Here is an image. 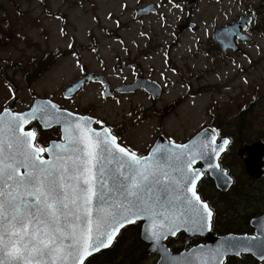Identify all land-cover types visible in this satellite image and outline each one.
<instances>
[{"label": "rangeland", "instance_id": "374dc122", "mask_svg": "<svg viewBox=\"0 0 264 264\" xmlns=\"http://www.w3.org/2000/svg\"><path fill=\"white\" fill-rule=\"evenodd\" d=\"M14 1L19 18L35 34L44 33L49 44L48 79L45 74L37 86L49 87L48 94L62 107L78 104L80 110L103 115L117 128H124L122 134L132 150L144 154L161 132L171 141L185 143L208 123L233 135L235 150L242 148V141L247 144V139H264V0H197L193 9L191 0ZM151 4L148 14L136 15L138 8ZM248 13L253 15L248 29L252 42H241L243 51L223 56L214 42V31ZM189 22L197 27L179 29ZM80 64L86 68L82 70ZM87 70L109 71L112 77L107 73L109 78L105 77L112 87L144 73L166 89L153 104L149 100L154 99L142 91L131 98L105 99V89L91 83L78 99L70 101L63 88ZM139 101L158 110V115L147 120L149 114L138 117L134 113L133 122L120 112L121 107L136 106ZM172 102L177 105L165 111ZM121 121L124 125L120 126ZM56 138H61L59 128L42 131L41 141ZM128 230L122 232L126 237L131 235ZM120 254L126 256L127 251ZM139 264L154 263L143 259Z\"/></svg>", "mask_w": 264, "mask_h": 264}, {"label": "snow or ice", "instance_id": "6c2138e0", "mask_svg": "<svg viewBox=\"0 0 264 264\" xmlns=\"http://www.w3.org/2000/svg\"><path fill=\"white\" fill-rule=\"evenodd\" d=\"M44 117L51 118L46 108L0 113V264H85L110 247L121 228L145 216L152 220L150 238L156 242L181 228L211 227L213 212L197 193L205 173L194 165L218 158L228 139L217 145L213 130L198 144L173 142L138 156L109 128L97 130L89 126L91 118L77 117L65 121L63 143L55 145L60 151L45 159L52 149L37 146L36 132L25 131L30 120ZM253 248H264V241L230 243L224 251L213 250L209 260L223 264L219 258L232 249L239 255Z\"/></svg>", "mask_w": 264, "mask_h": 264}, {"label": "flooded vegetation", "instance_id": "af4514ba", "mask_svg": "<svg viewBox=\"0 0 264 264\" xmlns=\"http://www.w3.org/2000/svg\"><path fill=\"white\" fill-rule=\"evenodd\" d=\"M18 12V6L14 0H0V113H3L5 108L12 113H26L33 107L37 100H52L55 103L57 102L50 96V94H48L49 87L44 85L37 86L38 81L49 71V67L51 65V55L48 56V52L46 51V48L49 47V44L46 42V36L44 33L42 35L35 34L29 24H27L24 19L19 18L17 15ZM252 16L253 15L251 14L248 15V19H250H247L245 29L252 23ZM248 29L249 27L245 30V32L249 34ZM252 36L253 35L246 34L245 38H240L236 34L234 44L230 46L225 53L221 50L220 46L215 41L214 42L220 53L223 56L229 57L232 53L243 51V47H241L240 43H251L253 40ZM235 46L237 48H235ZM97 57L101 58L100 56ZM80 66L82 70L86 68V66H83L82 64H80ZM119 66H121V64ZM20 72L24 73L21 77ZM90 72L94 71H83L81 76L74 81L81 80ZM106 73L112 77L109 71L96 73L101 75L100 79L87 80L73 96L66 98H70V101H74L78 99V96L85 91L89 84L99 83L104 89L107 85L110 87L107 95L105 92L103 93L105 99H115L117 96L131 98L136 91H142L149 98L154 99L148 100L155 104L159 101V97L163 95L166 89V87L158 81L161 85V89L156 93L143 86H140L133 91H125L120 88L125 84L134 82L138 77H145L149 79L154 78L149 77L144 73L139 75L136 73L134 80L112 87V82H109L105 77L106 75L109 78ZM47 74L44 79H48ZM35 76L38 78L32 79ZM69 85H66L63 89L67 88ZM176 102H178V105L180 104L179 100H176ZM20 106L23 108H19ZM59 106L61 110H67L74 114L90 117L93 128L97 130L101 129V127L109 128L112 135L117 137L118 143L121 144V146L132 150L133 146H129L130 143L128 142L126 136L124 138L122 134L124 132V128H117L114 123L108 122L106 118H102L103 115L98 113L95 114L93 111H82L80 110V106L78 104L76 108H71L67 106L66 103H64V107L60 104ZM149 107L150 109L147 112L145 109ZM167 108L168 107L165 108V111H167ZM120 112H122L123 116L130 118L133 122L135 121L136 116L144 117L146 113L150 115V118L147 120H150L158 115V110L146 104L145 101L137 102L136 106L121 107ZM134 113H136V116H134ZM147 120H143L141 122ZM97 121L102 122V124L97 123ZM122 124L124 125L123 122L118 123L120 126ZM208 125L217 131L218 141L222 138H227L230 141L227 146V150L219 156L217 162L220 165L219 170L224 172L226 177L229 178L230 176L232 178H229L232 180L231 186L227 190H223L218 187L217 180L215 178L216 175L208 170L204 171L205 174L197 183L198 195L201 200L206 202L213 211L211 232L217 237L228 234L254 235L256 229L253 225V221L255 218L264 214V195L260 194L262 187H264V180L261 181V186L259 184L260 180L264 179V177L256 178L248 173L245 164L240 157L239 149L235 150L236 139L233 135L224 133L223 130L216 125L211 123H208ZM55 127L60 129L61 138L49 139L46 142L41 141L42 131L45 132ZM28 130L36 132L37 135L35 143L37 146L47 148L52 141L63 142L62 128L60 126L49 128L42 125L40 121L32 119L30 120V123L25 125V131ZM155 130L156 128L154 131ZM159 135H162V132ZM129 138L132 142H134L135 138L133 136L129 135ZM242 146L243 141L242 144H239V148ZM149 151L150 150H146L144 154H141L139 151L135 152L139 156H143L148 154ZM43 156L47 159V152L44 153ZM194 167L202 168L203 165L201 162H197ZM234 202L237 204V210L235 213H232L231 204H234ZM219 218L221 219L220 222L218 221ZM227 222L233 225V227L225 226V223ZM137 224H139L140 227H136V229L139 230V234H141L142 223ZM165 244L174 255H178L183 252H188L199 245H208L209 239L203 235H192L189 238L188 233L185 230H181L176 233L175 236L168 237L165 240ZM145 254L146 258L144 260L152 261L154 264L159 258V255L150 256L146 252ZM223 264H264V259L255 256L251 252H240L239 255L225 256Z\"/></svg>", "mask_w": 264, "mask_h": 264}, {"label": "water", "instance_id": "95a60500", "mask_svg": "<svg viewBox=\"0 0 264 264\" xmlns=\"http://www.w3.org/2000/svg\"><path fill=\"white\" fill-rule=\"evenodd\" d=\"M151 6L147 7V8H143V9L137 10V14L142 15V14H145V13L149 12L151 10ZM196 6H197V0H192V2L190 3V7L194 8ZM246 20H247V17L243 16V17H241V19L239 21L233 22L231 24H227L226 26H224L221 29H218L214 33V39L218 43V45L220 46L221 50L224 53L230 46H232L234 44L235 33H237L238 36H241L240 31H241L242 28H244L246 26L245 25V21ZM188 26L189 27H195V24L194 23H190V24H188ZM185 28H186V26H180V30H183ZM226 31H228L227 34H226ZM242 37H244V35ZM235 48H237V47L235 46ZM93 77H96V76H94L93 73L87 74L82 80L74 83L69 88H67L64 91V95L65 96L73 95L86 79L93 78ZM154 84H156L154 81H151V80L145 79V78H139L137 80V83L129 84V85H127V87L129 89H136V87L143 86V87H146V88L150 89L154 93H156L151 87ZM120 89H122V87ZM106 94H108V93H106ZM48 102H49L48 100H42V101L41 100H37L34 103L32 109L33 108H46L47 109L48 114L51 116L50 119H46L48 121L47 124H45V122H44V120L42 118H37L35 120L40 121V123L42 125H45L47 127H49L48 124H51V126L49 128H51V127H53L55 125H60L62 127V129H63L65 120H67V122L74 123L75 119L77 117L87 118V117H82V116H79V115H76V114H74L73 117H68L66 115V113L70 112V111L61 110V112L57 113L55 109L51 108V106H50V104ZM51 103L57 105V107L59 108L58 104L54 103L53 101H51ZM176 105H177L176 103L170 104L169 107L167 108V111H171ZM32 109L27 111L26 113H30L32 111ZM38 115H40V113H37V116ZM57 117H60V122L59 123L57 122ZM89 126L92 127V122L91 121H90V125ZM212 132H213L212 128L204 127L191 140H189L185 144H189L191 146L193 143H197L198 144L201 141H206L208 139V137L212 134ZM64 135L65 134H64V131H63V136L62 137H64ZM222 142H223V139L221 140V142L217 143V145L222 144ZM60 143L61 142H52L51 143L49 148L52 149V152L49 153V158L48 159L54 158L56 153L58 151H60V150H57V148L55 147L56 144H60ZM172 144H173V142H171L168 139H166L163 135H160L158 137V140L156 141L155 145L153 146L152 150L150 151V154L153 152V150L157 146L164 147V146H171ZM175 144H179V143H175ZM225 150H226V148H225ZM221 153H220V155H221ZM239 154L242 156V159L247 164V169H248L250 174H252V171H253L255 174L258 175V176H255L253 174L254 177L259 178V177H263L264 176V142L257 141V142H254V143L250 144V145H246V146H244L243 148L240 149ZM217 159L218 158H214L211 161L198 159V161H200V162H202L204 164V166L202 168H199V169H201L202 171L209 170L207 168L208 163H218ZM251 163L256 164L258 166V168L254 169ZM249 164L251 166L252 171H250V169L248 167ZM261 164H262V167L259 169V166ZM210 171L211 172L216 171L214 173L216 174L215 178L217 180L218 187H220L223 190H227L230 187L232 182H231V180L227 179V177L225 176L224 172H222L220 170H216V169H212ZM227 180H228V182H227ZM137 221H143L141 237H142V239L144 241L149 242L151 244L149 246V248L147 249V253L148 254L157 253V254H159L161 256L159 261L157 262V264H202L203 261H207L208 264H212L208 260V257H206L205 255L202 254L203 252L206 253L209 248L214 247V246L216 248H218V246H220L222 249L225 250L230 243L239 245V241H240L241 238L242 239H250L252 237H257L255 235L249 236V235H236V234H228V235L216 237L211 232V229H212V220H211V227L210 228L205 227L202 230H191V229L185 227V228H181L180 229V231L181 230H185L188 233L189 238L192 235H203V236L207 237L208 239L210 238L208 245H203V246L199 245V246H197V248L195 247V248L191 249L188 252H183V253H180L178 255H174V254H172L170 252V249L164 243L165 240L168 237L173 236V235L167 234L166 238H164L162 236L161 240L159 242H156V241H154L153 239L150 238V226L152 224L151 218L145 216L144 218L137 219L136 222ZM262 223H264V215L262 217L255 218L254 221H253V225L256 228V233H257L258 236L260 235V233H264V224H262ZM132 224H134V223L126 224L123 228H125L128 225H132ZM123 228H121L119 230L118 234L115 236V239L119 235V233L121 232V230ZM115 239L113 240L112 244L114 243ZM112 244H111V246H112ZM110 247L102 248L100 251L93 253L91 256H93V255H95V254H97V253H99V252H101L103 250H107ZM237 250L238 249H232L231 251L227 252L226 254H235V251H237ZM91 256H89L88 258H90ZM223 257H222V259H223ZM86 260H85V262H86Z\"/></svg>", "mask_w": 264, "mask_h": 264}, {"label": "trees", "instance_id": "16d2710c", "mask_svg": "<svg viewBox=\"0 0 264 264\" xmlns=\"http://www.w3.org/2000/svg\"><path fill=\"white\" fill-rule=\"evenodd\" d=\"M256 139L258 140V138L247 139L246 143H250ZM263 180L264 179L260 180V186L262 185L261 181ZM260 194L264 195V187H262ZM231 205V212L235 213L237 210V204L234 202V204ZM218 221L220 222L221 219L219 218ZM225 226L233 227L229 222L225 223ZM136 227L139 228V225L129 226L128 232H130L131 235L128 234L126 237V235L121 234L110 249L89 258L86 264H139L146 258V245L142 240V242L139 241L138 236L140 239L141 237L139 235V230H137ZM118 245H120L119 250L117 249ZM121 251H127V255H121ZM100 257L103 259H99Z\"/></svg>", "mask_w": 264, "mask_h": 264}, {"label": "bare ground", "instance_id": "6f19581e", "mask_svg": "<svg viewBox=\"0 0 264 264\" xmlns=\"http://www.w3.org/2000/svg\"><path fill=\"white\" fill-rule=\"evenodd\" d=\"M225 33V32H224ZM228 33V31H226V34ZM236 34V33H235ZM124 89H126V87L124 88ZM262 167V164L259 166V169Z\"/></svg>", "mask_w": 264, "mask_h": 264}]
</instances>
